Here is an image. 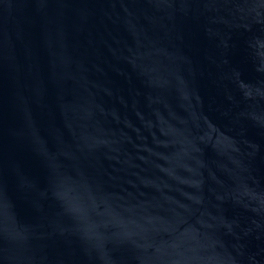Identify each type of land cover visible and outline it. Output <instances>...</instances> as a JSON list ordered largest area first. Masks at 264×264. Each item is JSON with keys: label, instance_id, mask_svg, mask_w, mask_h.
I'll return each instance as SVG.
<instances>
[{"label": "water", "instance_id": "water-1", "mask_svg": "<svg viewBox=\"0 0 264 264\" xmlns=\"http://www.w3.org/2000/svg\"><path fill=\"white\" fill-rule=\"evenodd\" d=\"M0 264H264V0H0Z\"/></svg>", "mask_w": 264, "mask_h": 264}]
</instances>
